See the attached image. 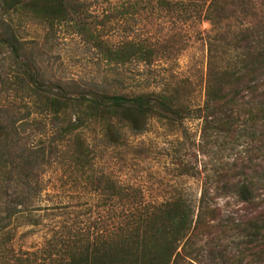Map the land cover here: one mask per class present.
Instances as JSON below:
<instances>
[{
    "label": "trees",
    "instance_id": "16d2710c",
    "mask_svg": "<svg viewBox=\"0 0 264 264\" xmlns=\"http://www.w3.org/2000/svg\"><path fill=\"white\" fill-rule=\"evenodd\" d=\"M250 1L0 0L1 9L51 27L71 23L73 32L93 42L109 65L161 71L153 78L133 77L132 83L124 71L113 70L84 86L63 85L46 83L28 61H20L35 83L38 107L54 116L68 137L70 172L77 181L74 192L87 205L84 211L72 209L70 222L61 221L52 237L68 240L67 255L47 264H194L210 238L229 232L216 200L218 191L233 187L241 201L259 205L254 198L264 185V162L242 161L218 171L212 194L205 185L198 197L179 193L160 203L146 202L139 186L114 176L104 163L109 147L123 144L127 131L142 133L153 119L175 128L198 117L205 121L204 130L230 134L241 128L244 118L257 128L249 135L261 139L264 151V30L244 19L236 28L229 25L238 8L250 11ZM203 21L209 23L207 70L199 88L191 75L176 72L171 64L183 49L179 38L187 24ZM123 22L129 23L124 35L111 42L106 33ZM11 44L18 55L19 47ZM6 133L0 124V138ZM256 150L259 154V145ZM45 152L40 148L36 156L42 158ZM35 188L41 193L46 185L37 179ZM71 202L60 204L71 207ZM95 213L99 219L91 221ZM253 219L250 248L259 244V214ZM26 222L36 226L41 220L30 216ZM4 235L15 236L11 231ZM245 253L240 249L229 255L223 250V264H255L252 257L245 260Z\"/></svg>",
    "mask_w": 264,
    "mask_h": 264
},
{
    "label": "rangeland",
    "instance_id": "374dc122",
    "mask_svg": "<svg viewBox=\"0 0 264 264\" xmlns=\"http://www.w3.org/2000/svg\"><path fill=\"white\" fill-rule=\"evenodd\" d=\"M243 19L262 32L264 0H251L250 11L238 8L229 25L236 28ZM128 25L114 24L106 35L117 42ZM208 28L207 21L187 24L186 34L179 38L183 49L170 63L176 72L191 75L199 88L207 70ZM140 33H145L143 23ZM11 43L19 47L18 55ZM22 60L28 61L46 83L63 85L84 86L113 70L115 74L124 71L132 83L133 77L153 78L161 71H139L133 64L119 68L109 65L93 42L73 32L71 23L51 27L23 13L0 8V124L7 130L0 138V264H47L67 255L68 240L52 237L61 221L70 222L72 209L84 211L87 205L74 192L77 181L70 172L68 137L60 132L58 120L38 107L35 83L22 70ZM240 123L238 131L228 134L213 128L204 130L205 121L198 117L187 118L175 128L153 119L142 133L127 131L123 144L109 147L105 167L122 181L139 186L149 203H160L179 193L198 197L205 185L212 194L218 171L242 161L264 162L261 139L249 135L257 128H251L244 118ZM40 148L46 151L42 158L36 156ZM37 179L46 185L41 193L36 192ZM216 196L229 232L210 238L194 264H223V250L232 255L240 249L246 251L245 260L252 257L255 264H264V185L255 193L258 206L241 201L233 187L218 191ZM61 200L72 201V206H61ZM10 213L13 215L8 218ZM256 214L259 244L250 248L249 233ZM30 216L39 218L40 224H27ZM98 219L97 213L91 217V221ZM7 231L14 233V238L3 236Z\"/></svg>",
    "mask_w": 264,
    "mask_h": 264
}]
</instances>
